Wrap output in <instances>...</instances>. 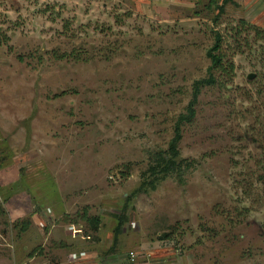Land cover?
Returning <instances> with one entry per match:
<instances>
[{
    "label": "rangeland",
    "instance_id": "obj_1",
    "mask_svg": "<svg viewBox=\"0 0 264 264\" xmlns=\"http://www.w3.org/2000/svg\"><path fill=\"white\" fill-rule=\"evenodd\" d=\"M217 32L228 72L181 125L183 178L145 185ZM131 251L264 264V0H0V264Z\"/></svg>",
    "mask_w": 264,
    "mask_h": 264
},
{
    "label": "trees",
    "instance_id": "obj_2",
    "mask_svg": "<svg viewBox=\"0 0 264 264\" xmlns=\"http://www.w3.org/2000/svg\"><path fill=\"white\" fill-rule=\"evenodd\" d=\"M216 1V0H213ZM217 4V2H214ZM220 11L223 12V8L219 7ZM222 35L220 33H216L215 42L213 47L208 51V57L211 60V67H209V77L203 80L196 81L194 83V90H193V99L191 100L189 106L187 107V113L185 115H181L176 123L175 128V137L170 142L169 149L166 152L155 153L150 167L148 168L150 181L145 185L155 183L157 179L161 176H166L170 174H176L178 177L183 178L184 168H183V159L181 158V153L179 151V142L181 140V125L184 122H191L192 119L195 117L196 114V104L198 102L199 95L204 87L213 86L217 83V78H215L214 71L226 72L227 70L224 67V61L226 60L225 55L222 54ZM233 70V67H232ZM228 72V71H227ZM124 215V214H123ZM120 221L115 228V237L119 236L123 231L124 227V219L122 215L119 217ZM21 222V228L19 233H25L30 225L31 222L28 219H24L21 221H16L14 227H18V223ZM98 220H92V226L95 228L96 231L98 227ZM176 231H172L169 234H166L164 238H170L171 234H175Z\"/></svg>",
    "mask_w": 264,
    "mask_h": 264
},
{
    "label": "built area",
    "instance_id": "obj_3",
    "mask_svg": "<svg viewBox=\"0 0 264 264\" xmlns=\"http://www.w3.org/2000/svg\"><path fill=\"white\" fill-rule=\"evenodd\" d=\"M73 235L72 237H75L77 236L78 234H82V238H84V235L82 233V231H79V230H74L73 232ZM138 262V255L136 252L134 251H131L129 254H128V261H125L124 264H137Z\"/></svg>",
    "mask_w": 264,
    "mask_h": 264
},
{
    "label": "crops",
    "instance_id": "obj_4",
    "mask_svg": "<svg viewBox=\"0 0 264 264\" xmlns=\"http://www.w3.org/2000/svg\"><path fill=\"white\" fill-rule=\"evenodd\" d=\"M29 255H30V254H29ZM29 255H28V256H29ZM73 256H77V255H73ZM84 258H85V257H84ZM88 258H90V257H89V256H86V259H88ZM88 260H90V259H88ZM120 260H121V259H120ZM120 260L118 261V264H122ZM124 262H125V261H124ZM104 264H105V263H104ZM123 264H124V263H123Z\"/></svg>",
    "mask_w": 264,
    "mask_h": 264
}]
</instances>
